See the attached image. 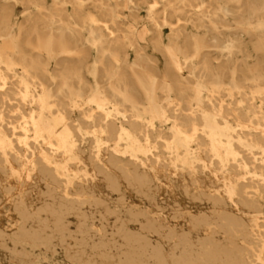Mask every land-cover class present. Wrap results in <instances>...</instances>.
Returning <instances> with one entry per match:
<instances>
[{"label": "bare ground", "instance_id": "bare-ground-1", "mask_svg": "<svg viewBox=\"0 0 264 264\" xmlns=\"http://www.w3.org/2000/svg\"><path fill=\"white\" fill-rule=\"evenodd\" d=\"M0 264H264V0H0Z\"/></svg>", "mask_w": 264, "mask_h": 264}, {"label": "rangeland", "instance_id": "rangeland-1", "mask_svg": "<svg viewBox=\"0 0 264 264\" xmlns=\"http://www.w3.org/2000/svg\"><path fill=\"white\" fill-rule=\"evenodd\" d=\"M180 23H183L182 21ZM164 31V36H166L168 34V27H164L163 29ZM191 30V29H189ZM246 38V41L248 42L247 45L250 43L249 40H248V37H245ZM145 46L144 47V51L146 53L147 56H149L151 59H153L154 63L156 64L158 70H160V73L163 69V61H162V58L161 56L159 55V53H157L152 47H151V44L149 41L146 42V44H144ZM210 50H212V48H210ZM128 59L130 62L134 61V54L132 52V50L130 49L129 50V55H128ZM4 225L7 224L6 220H3L2 222Z\"/></svg>", "mask_w": 264, "mask_h": 264}]
</instances>
